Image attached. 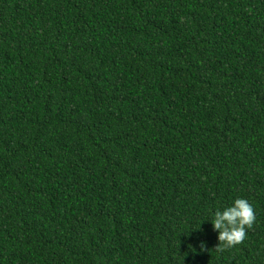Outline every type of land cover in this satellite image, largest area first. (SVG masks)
<instances>
[{"label": "trees", "instance_id": "16d2710c", "mask_svg": "<svg viewBox=\"0 0 264 264\" xmlns=\"http://www.w3.org/2000/svg\"><path fill=\"white\" fill-rule=\"evenodd\" d=\"M0 264H264V0H0Z\"/></svg>", "mask_w": 264, "mask_h": 264}, {"label": "clouds", "instance_id": "9594fccd", "mask_svg": "<svg viewBox=\"0 0 264 264\" xmlns=\"http://www.w3.org/2000/svg\"><path fill=\"white\" fill-rule=\"evenodd\" d=\"M210 221L213 230L217 233L219 244L223 248L233 247L245 240L248 229H251L255 220V211L246 198L240 197L222 209L211 213ZM205 244L200 242L201 251Z\"/></svg>", "mask_w": 264, "mask_h": 264}]
</instances>
